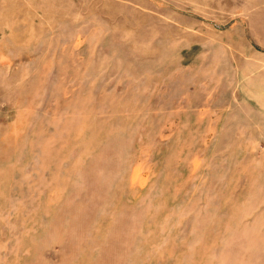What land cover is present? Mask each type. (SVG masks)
Returning a JSON list of instances; mask_svg holds the SVG:
<instances>
[{
	"label": "rangeland",
	"instance_id": "374dc122",
	"mask_svg": "<svg viewBox=\"0 0 264 264\" xmlns=\"http://www.w3.org/2000/svg\"><path fill=\"white\" fill-rule=\"evenodd\" d=\"M0 264H264V0H0Z\"/></svg>",
	"mask_w": 264,
	"mask_h": 264
}]
</instances>
